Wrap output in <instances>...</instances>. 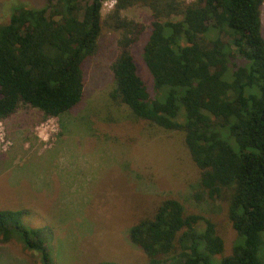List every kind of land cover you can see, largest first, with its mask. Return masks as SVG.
Segmentation results:
<instances>
[{
  "label": "trees",
  "instance_id": "16d2710c",
  "mask_svg": "<svg viewBox=\"0 0 264 264\" xmlns=\"http://www.w3.org/2000/svg\"><path fill=\"white\" fill-rule=\"evenodd\" d=\"M104 1L46 0L13 9L0 24V121L23 105L48 117L76 106L102 26L117 32L109 96L135 118L182 131L200 172L194 197L225 202L239 236L224 254L214 223L167 197L129 227V241L145 253L144 264H264V0H114L103 18ZM135 3L152 12L142 59L154 87H169L164 100L150 96L131 54L145 27L120 11ZM210 31L216 35L208 38ZM24 213L0 210V241L17 238L40 253V264H52L41 239L46 227L27 228Z\"/></svg>",
  "mask_w": 264,
  "mask_h": 264
},
{
  "label": "rangeland",
  "instance_id": "374dc122",
  "mask_svg": "<svg viewBox=\"0 0 264 264\" xmlns=\"http://www.w3.org/2000/svg\"><path fill=\"white\" fill-rule=\"evenodd\" d=\"M45 1L0 0V24L14 8L42 7ZM104 2L103 18L115 4ZM120 14L144 25L131 54L150 96L164 100L169 87H154L142 59L153 20L150 8L135 3ZM261 20L264 36V3ZM117 35L102 26L98 51L84 63V94L76 106L48 117L23 105L0 121V210H25L21 220L27 228L46 227L41 239L52 264H144L146 255L129 241L128 229L160 201L174 197L187 212L201 213L214 223L224 254H229L239 236L225 202L194 197L200 172L182 131L135 118L109 96ZM214 35L210 31L207 37ZM232 68L230 61L225 79H231ZM250 91L257 93L255 87ZM177 119H184L182 107ZM0 264H40V253L17 238L0 241Z\"/></svg>",
  "mask_w": 264,
  "mask_h": 264
},
{
  "label": "built area",
  "instance_id": "2783aa9c",
  "mask_svg": "<svg viewBox=\"0 0 264 264\" xmlns=\"http://www.w3.org/2000/svg\"><path fill=\"white\" fill-rule=\"evenodd\" d=\"M112 2L114 1V0H111ZM104 4H105V2H104Z\"/></svg>",
  "mask_w": 264,
  "mask_h": 264
}]
</instances>
